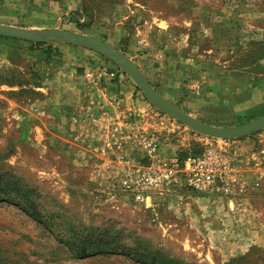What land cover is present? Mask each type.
Segmentation results:
<instances>
[{
    "label": "rangeland",
    "instance_id": "obj_1",
    "mask_svg": "<svg viewBox=\"0 0 264 264\" xmlns=\"http://www.w3.org/2000/svg\"><path fill=\"white\" fill-rule=\"evenodd\" d=\"M13 1L0 0V4ZM42 2L44 15L51 21L48 27L35 31L61 29L89 37L117 36L122 40L116 44L117 48L127 51L130 46L133 52L129 53L136 60L151 53L148 41L156 37L158 53H166V44L182 48L179 42L168 39L174 35L179 40L185 33L183 30H192L193 35L202 39L200 48L213 46L218 50L222 60L217 64L221 69L241 71L246 76L254 70L264 72V0ZM57 16L58 23L52 19ZM165 27L168 37L162 32ZM56 45L33 44L32 48H37L31 50L57 56L53 51L56 49H49ZM5 47L13 51L12 61L35 60L30 58V50L17 48L11 39L0 38V50ZM83 52L90 55L79 59H85L91 69L97 65L96 73L103 70L101 61L113 66L104 56ZM114 68L127 77L154 112L155 123L149 134L158 138L163 157L170 149L181 157L203 153L207 147L217 148L228 157L247 188L235 197L241 200L238 204L242 202L240 212L230 210L237 219L222 215L224 225L219 227L220 215L205 213V207L202 205L200 210L196 203L198 197L199 201L207 199L188 189L172 186L154 194L147 204H137L118 189L99 186L95 178L98 168L94 172L89 164L72 171L68 150L43 148L37 139L27 140L33 134L21 131L18 114L23 108L22 100L32 96L8 89L5 80L18 84L19 75L14 71L10 79L1 70L0 264H264V195L258 193V184L247 183L237 168L224 145L229 140L198 134L162 113L147 101L128 75L115 64ZM219 110L209 114L203 110L200 118L224 122V125L210 124L213 126L231 127L264 114L240 113L232 123H226L221 116L227 108ZM211 200H207L210 205L214 200L218 202L212 207L228 202Z\"/></svg>",
    "mask_w": 264,
    "mask_h": 264
},
{
    "label": "crops",
    "instance_id": "obj_2",
    "mask_svg": "<svg viewBox=\"0 0 264 264\" xmlns=\"http://www.w3.org/2000/svg\"><path fill=\"white\" fill-rule=\"evenodd\" d=\"M43 10L42 0H14L10 4L4 2L0 4V24L34 31L44 29L48 27L47 23L49 24L51 20L46 18ZM52 19L57 23L60 20L59 16ZM62 31L75 33L68 30ZM166 31L165 27L162 32L168 37ZM183 31L185 33L181 39L178 40L174 35L168 39L169 42H179L182 48L174 44H166V53H158V47H156L158 44H154L155 41L158 42L156 37L155 40L148 41L151 53L139 56V59L136 58L139 63L131 57L133 55L129 52L133 50L130 46L127 47V51L124 49L122 52L134 62L162 97L202 122L224 125V122L219 124L201 119L203 110L208 111L206 114H209L219 112V109L226 107L227 110L221 116V119L224 118L222 121L226 123H232V120L240 113L247 116L248 113L264 112V72L254 70L246 76L241 71H229L230 68L225 69V67L221 69L217 64L222 60L218 50H215L213 46L207 49L200 48L199 43L202 39L193 35L192 30ZM90 37L107 42L116 48V44L122 41L117 36L90 35ZM11 42L15 43L17 48L30 50V58L35 59L32 62L28 60L21 63L15 62L11 60L13 51L10 47L0 50V71L3 70L5 77L10 79L12 78L10 74H14L15 71L20 80L14 85L8 84V80H5L7 88L32 96L22 100L23 108L18 114L21 131L26 133L29 131L33 134L27 140L37 139L39 147L68 150L67 159L73 168L72 171L77 166L83 167L90 164L95 172L101 166V160L95 151L113 126H118L124 134L133 136L152 133L149 131L153 130L155 123L154 112L140 97L138 90L130 85L127 77L114 68L112 61L113 66L101 61L100 68L115 76L110 79L104 77L103 81H99L97 77L92 79L87 77L89 72L96 76L95 69H99L98 66L91 69L85 59H79L90 55L83 51L94 52L92 50L58 42L52 43L57 45L49 46V49H56L53 51L59 55L49 56L47 53L31 50L33 43L16 39H11ZM142 42L140 44H143ZM21 44H29V46H21ZM62 53L65 55L63 56ZM222 102L223 106H221ZM263 132L264 129L253 134L254 136L224 143L246 182L251 185L257 183L260 187L258 193L262 195H264ZM168 152V156L178 155L171 149ZM255 158H259L261 163L254 162ZM115 175L113 173L111 177ZM235 197L232 200L220 198L221 202L223 199H227L228 202L219 207H212L218 202L214 200L213 205H210L207 200H212L208 198L199 201L198 197L196 203L200 210L203 209H201L202 205L205 207V213L217 212L220 215L221 222L218 223L220 227L224 225L222 215L237 219V215L233 217L230 210L240 212L238 207L242 205V202L238 204L239 198L237 200ZM239 216L242 215L239 214Z\"/></svg>",
    "mask_w": 264,
    "mask_h": 264
},
{
    "label": "built area",
    "instance_id": "obj_3",
    "mask_svg": "<svg viewBox=\"0 0 264 264\" xmlns=\"http://www.w3.org/2000/svg\"><path fill=\"white\" fill-rule=\"evenodd\" d=\"M100 71L95 76L112 78ZM97 156L101 166L96 171L99 186L119 190L137 204H147L156 193L165 189L184 188L204 198H228L247 191L245 184L232 162L219 149L207 147L203 153L188 155L184 160L178 156H164L161 144L152 134L138 136L124 134L113 126L98 147ZM115 177H111L112 174Z\"/></svg>",
    "mask_w": 264,
    "mask_h": 264
},
{
    "label": "water",
    "instance_id": "obj_4",
    "mask_svg": "<svg viewBox=\"0 0 264 264\" xmlns=\"http://www.w3.org/2000/svg\"><path fill=\"white\" fill-rule=\"evenodd\" d=\"M0 37L27 41L33 44L61 42L97 52L108 58L128 75L153 107L203 136L221 140H233L251 136L264 129V114L246 124L231 127L213 126L188 115L162 97L134 62L122 51L102 40L62 30L34 31L5 24H0Z\"/></svg>",
    "mask_w": 264,
    "mask_h": 264
},
{
    "label": "trees",
    "instance_id": "obj_5",
    "mask_svg": "<svg viewBox=\"0 0 264 264\" xmlns=\"http://www.w3.org/2000/svg\"><path fill=\"white\" fill-rule=\"evenodd\" d=\"M180 155H181V154H179V158H180L181 160H184V159L186 158V156H187V155H186V156H181V157H180Z\"/></svg>",
    "mask_w": 264,
    "mask_h": 264
}]
</instances>
